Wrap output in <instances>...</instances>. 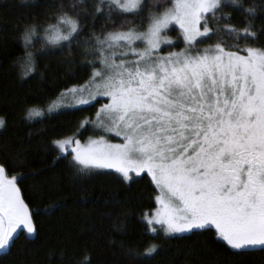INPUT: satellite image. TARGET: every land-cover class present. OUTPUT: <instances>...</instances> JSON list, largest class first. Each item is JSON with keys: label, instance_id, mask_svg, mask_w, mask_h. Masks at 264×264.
Returning <instances> with one entry per match:
<instances>
[{"label": "snow or ice", "instance_id": "obj_1", "mask_svg": "<svg viewBox=\"0 0 264 264\" xmlns=\"http://www.w3.org/2000/svg\"><path fill=\"white\" fill-rule=\"evenodd\" d=\"M30 6L40 11L17 26L18 78H43L39 61L67 48L79 51L87 79L59 92L61 103L47 96L27 103L23 119L42 123L96 108L71 135L50 140L53 162L63 161L74 179L111 175L130 187L150 178L154 204L141 219L153 234L209 236L237 257L264 254V0H32ZM6 124L0 116V129ZM25 154L0 159L3 251L21 235L40 232L41 211L20 186L26 177L17 165ZM112 227L125 230L123 223ZM157 253L154 245L143 258L129 255L132 264H147ZM76 264H91L90 255Z\"/></svg>", "mask_w": 264, "mask_h": 264}, {"label": "trees", "instance_id": "obj_2", "mask_svg": "<svg viewBox=\"0 0 264 264\" xmlns=\"http://www.w3.org/2000/svg\"><path fill=\"white\" fill-rule=\"evenodd\" d=\"M31 2L0 0V116L7 119L5 128L0 129V159L3 153H26L24 163L17 165L26 177L20 186L32 209L41 211L37 217L40 232L32 239L21 235L10 251L0 255V264H60L61 259L64 264H76L85 252L91 264H132L130 251L143 258L142 254L154 245L158 253L147 264H264V254L237 257L209 236L177 239L151 233L141 219L154 204L150 178L130 187L111 175L74 179L63 161L53 162L50 140L71 135L81 121L94 116L96 108L68 112L42 123L23 119L27 103L43 96L55 101L65 87L83 83L78 77L87 79V74L79 70V51L69 54L67 48L53 49L52 55L39 61L43 78L35 74L24 81L18 78L13 68L19 53L17 26L40 11L39 7H31ZM88 135L92 133H85L84 138ZM115 201H120L121 207ZM56 205L52 214H43ZM119 223L125 226L122 232L113 230L112 225Z\"/></svg>", "mask_w": 264, "mask_h": 264}, {"label": "rangeland", "instance_id": "obj_3", "mask_svg": "<svg viewBox=\"0 0 264 264\" xmlns=\"http://www.w3.org/2000/svg\"><path fill=\"white\" fill-rule=\"evenodd\" d=\"M171 35H172L173 39H175V36H176V35H173L172 33H171ZM54 102H56V103H61V100L58 98V99H56Z\"/></svg>", "mask_w": 264, "mask_h": 264}, {"label": "water", "instance_id": "obj_4", "mask_svg": "<svg viewBox=\"0 0 264 264\" xmlns=\"http://www.w3.org/2000/svg\"><path fill=\"white\" fill-rule=\"evenodd\" d=\"M25 235H26V233H25ZM32 238H29V239H32ZM5 252H7V251L0 250V255L3 254V253H5Z\"/></svg>", "mask_w": 264, "mask_h": 264}]
</instances>
